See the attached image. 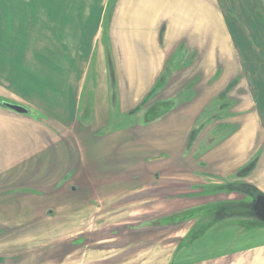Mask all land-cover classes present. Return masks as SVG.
I'll return each instance as SVG.
<instances>
[{"label":"flooded vegetation","instance_id":"1","mask_svg":"<svg viewBox=\"0 0 264 264\" xmlns=\"http://www.w3.org/2000/svg\"><path fill=\"white\" fill-rule=\"evenodd\" d=\"M7 3L8 0H0L1 78L12 60H7L6 64V56L1 52L2 48L7 46V59L12 53L16 55V47L21 43V37L26 29L19 24L7 26V9L5 8ZM228 13L236 19L251 49L259 57L260 49L263 48L259 39L261 35L264 36V25L260 27L261 32L257 29V34L247 24L248 17L243 11L237 15L228 9ZM251 13L253 19L264 23V15L257 5L253 6ZM165 30L166 27L159 29L158 37L161 45L164 44ZM8 31H11L9 38ZM52 32L61 37L57 25ZM188 42L189 48L181 39L175 45L176 49L173 50L172 62L169 66L171 70L164 74L165 80L159 83L160 86L163 84L165 86L173 75L174 69L189 67L179 80L172 83L181 86L180 94L176 96V99L155 100L162 88H155L156 85H154L146 91L149 90V94L153 90L152 96L145 100L147 94L139 103L141 96L139 98L136 95L138 81L135 80L134 87H131L128 77H121L113 57L112 30L111 27H105V77L102 81L92 67L93 77L87 79V82L90 85L93 79L92 84L97 87L101 80V83L105 85L106 110L101 118L96 116L95 104H93L95 97L85 94L83 90L79 98L74 97L72 109L67 112L72 124L76 126L73 132L75 131L79 134L78 137L82 138L80 148L76 144L78 139L76 140L71 133L54 122L50 124L40 119L39 125H36L29 121L0 115V160L12 158L7 150V120H13L17 124L24 123L25 129L27 126L29 128L36 126L35 135H27L25 131L23 141L16 151V158L25 166L26 177L36 176L40 179L44 176L48 167L47 162L51 158L49 155L53 157L55 155L58 160L61 156L67 155L71 161L78 160L80 164L79 160L83 154L81 150L85 148L87 153L85 152L84 158L89 163L82 168L79 165L73 177L69 178L70 171H66L71 169L70 165L57 162V170L62 176L57 185L59 188L57 192H67L66 196L71 199L78 198L80 202L100 208L97 215L101 217L105 214L115 215L114 217H118L116 221L120 223L133 221L135 214H139V210L134 207L130 211L126 208L129 205L128 200L146 190L152 193L160 189L167 190L171 183L158 181L162 179V176L175 174V169H163L159 166L165 165L169 159L180 160L185 168L190 169V171L185 169L186 172L201 176L208 175L215 178L214 180L217 179V183L206 186L197 185L196 197L205 190L209 191L208 188L211 186L208 193L213 194L201 200V205L196 208L201 212L208 208V216H203L202 219L211 220H208L204 228L197 233L194 242L190 241L191 245L184 240L173 243L169 261L166 264H264V219L256 216L252 208L254 195L264 193L249 181L257 166L258 158L246 163L229 176L221 175L219 170L212 169V165L204 161L212 153L213 146L225 143L239 130V125L232 124L229 120L237 117L235 108L244 101L241 97L246 95V90L240 87L243 76L236 74L237 66L232 63L233 60L229 61L228 57L222 55L213 43L211 45V39H205L202 49L196 48V50L194 46V48L191 46V41L188 40ZM10 48L12 49L8 53ZM61 59L73 67L75 62L73 56L66 60L61 54ZM56 69L59 72V68ZM197 69H200L201 73ZM34 92L35 102H44L43 90H34ZM9 95L3 96L0 100L10 102L13 99L16 101L20 99L15 94L12 98ZM17 95L26 98L22 93ZM85 97H88L89 112L83 118L80 106ZM177 106L180 107L178 112L169 116L164 122L151 128L146 127L155 124L157 120L165 116L164 113L168 109L177 108ZM183 123H190L189 134L182 139L181 143L171 144L179 139L176 136L179 131L178 125ZM3 124L5 127L1 126ZM166 125L170 126L171 133H158ZM207 129L209 133H206ZM103 146H105V155L97 156V158L92 155V150L101 149ZM190 164L194 168L190 167ZM113 165L114 169L111 167ZM14 173L12 172V175ZM1 174H4L3 170H0V176ZM105 176L110 178H104ZM231 176L233 177L228 178ZM40 181L42 180L36 183L40 184ZM93 183L96 184L93 185ZM131 204L135 202L131 201ZM111 219L113 218L109 217V220ZM102 221L107 220L102 219ZM184 253L187 254L183 255ZM188 255L190 258L181 260Z\"/></svg>","mask_w":264,"mask_h":264},{"label":"rangeland","instance_id":"2","mask_svg":"<svg viewBox=\"0 0 264 264\" xmlns=\"http://www.w3.org/2000/svg\"><path fill=\"white\" fill-rule=\"evenodd\" d=\"M35 1L36 5L33 6ZM54 1L57 0H8L9 4L7 3V7H5L8 25L19 24L26 29L23 37H21V45L16 47V55L12 53L11 56L8 55L7 59V46L1 50L6 56V64L7 60L12 59L11 65L8 64V71L6 70L3 77H0L1 99L9 94L11 98L15 94L18 98L24 99L17 95V93H22L28 101L36 103L34 90L46 92L49 89V86L42 82L46 79L44 77L46 74L50 82L59 81L51 77L52 71L59 73L56 69L58 66L53 63V58L50 55H42L43 48L29 47L31 42L27 41L29 27H42L35 25V23L44 25L51 23L50 13ZM67 23H69V19H67ZM217 28L208 27L206 31L213 35L211 30ZM226 28L233 29L232 27ZM236 28L243 38V43L250 50L251 47L242 28ZM251 29L255 33L258 30L261 32L260 27H251ZM10 35L11 31H8V38ZM259 40L262 43L261 47H263L260 49V56L258 57L251 49V53L257 59L256 68L253 71L257 74L264 73V69L259 66L263 65L264 68V36L261 35ZM61 47L66 60L72 57L67 47L62 45ZM12 48L8 50V53ZM218 51L221 53L220 48ZM232 63L237 66L236 74L243 76L240 86L243 87V79L246 73L241 71L239 63L234 60ZM38 69H41L39 71L41 77L37 79L36 71ZM45 97L42 96L44 102L46 101ZM38 98L40 97L38 96ZM241 98H244V101L246 99L244 96ZM87 99L88 97H85L80 106L83 118L89 112ZM244 101L235 108V111L242 107ZM10 102L30 107L33 115L27 121L31 123L39 125L40 119H43L47 123L58 124L62 129L71 133L76 140L78 139L76 144L80 148L82 138H79V134L75 131L73 132V129L76 128L75 124L66 128L49 113L33 104L14 99ZM38 104H42V102L38 101ZM47 105H49V100ZM66 113L67 111H65V115ZM1 116H7V114H1ZM67 118L70 119L68 114ZM7 122V150L12 158L5 161L0 160V170L4 172L0 176V264H166L169 261V253L173 243L184 240L185 243L191 245L190 241L194 242L197 233L204 228L208 220H211L202 219L203 216H208V208L203 209V212L196 210L198 205H201V200L207 199L210 194H213L208 193L211 186L208 188L209 191L205 190L198 197H196V190L198 184L206 186L217 183V179L214 180L215 178L208 175L201 176L186 172L185 169L188 168H185L184 164L176 159H169L165 165L159 166L163 169H175V174L162 176V179L158 181L170 182L171 185L167 190L166 188L160 189L154 193L146 190L127 201L129 205L126 208L129 211L133 207L139 210V214H135L133 221L120 223L118 220L116 221L117 216H110L112 214H105L104 217H101L97 215L100 208L80 202L78 198L71 199L66 196L67 192H57L59 191L57 185L62 177L61 172L59 173L57 170V162L70 165L71 169H66V171H70L69 178H71L76 174L79 165L82 168L89 163L84 158L87 150L82 148L83 154L79 160L81 161L80 164L78 160L73 159L71 161L67 155L61 156L59 160L55 155L54 157L49 155L51 158L47 162V171L41 177L42 179H38L36 176L26 177L25 166L22 165V161H18L19 159L16 158V151L23 141L25 131H27V135H35L36 126L30 128L27 126L25 129L26 124L24 123L17 124L13 120H7ZM1 126L5 127L4 124ZM209 132L207 129L206 133ZM222 144L224 143L213 147L215 149ZM104 147L95 151L92 150V155L96 158L105 155ZM260 156L261 153H253L248 162L258 158L259 163ZM204 161L207 160L204 159ZM258 166L255 167L256 170L251 174V177L257 171ZM111 167L114 169V165ZM190 167L194 168L191 164ZM212 169L216 168L212 166ZM188 170L190 171V169ZM165 177L167 178L165 179ZM104 178L110 177L105 176ZM38 180H42L39 182L40 184L36 183ZM95 184L93 183V185ZM131 201L135 204H131ZM126 208L123 206V210ZM109 217L113 219L109 220ZM102 219L107 221L103 222ZM185 254L187 253L183 255ZM187 258H190V255L181 260Z\"/></svg>","mask_w":264,"mask_h":264},{"label":"crops","instance_id":"3","mask_svg":"<svg viewBox=\"0 0 264 264\" xmlns=\"http://www.w3.org/2000/svg\"><path fill=\"white\" fill-rule=\"evenodd\" d=\"M35 5L36 1L33 3V6ZM255 5L264 15V0H63L62 3L61 0L54 1L50 13L51 23L46 25L35 23L42 27H29L28 41L31 42L29 47L43 48L41 54L53 58V63L59 67V73L52 71L51 77L59 81L52 83L48 80L47 74L44 76L46 79L42 82L49 86V89L46 92L43 90L46 101L42 104L31 103L27 98L18 100L46 111L68 128L73 124L72 120L67 118V113L65 115V111L72 109L74 97L79 98L84 90L85 94L95 97L93 100L95 115L101 118L106 110L107 98V90L101 83L106 72L105 27H111L112 30L113 57L121 77H128L131 87H134L135 80L138 81L135 94L139 98L141 96L139 103L158 80L171 70L169 66L172 62V53L180 39L188 48L190 40L191 46L196 50L202 49L204 40L210 38L211 45L213 43L215 47L220 48L221 54L227 56L229 61L239 63L241 71L246 73L243 87L247 90V96H244L246 99L242 107L235 111L237 117L229 120L230 123L239 125V130L224 144L217 146L207 157V161L219 170L221 175L229 176L245 165L253 153H261L258 169L250 182L264 193V73L253 72L257 59L251 53V49L249 50L243 43V38L236 28L239 27L238 22L228 13V9L237 15L243 11L248 17L247 24L250 27H261L264 23L251 17ZM56 25L61 37L52 32ZM160 27H166L163 45L159 44ZM208 27L218 28L212 29L211 35L206 31ZM185 36L187 38H184ZM61 45L67 47L74 57L73 67L61 59ZM259 66L264 69L263 65ZM92 67L97 77L101 79L97 87L92 82L90 85L87 82V79L93 77ZM188 68L174 69L169 82L157 94L155 100L176 99L181 86L172 83L179 80ZM197 70L201 73L200 69ZM39 71L41 69L36 71L37 79L41 77ZM179 109L178 106L172 108L155 124L146 127L151 128L164 122ZM7 117L28 120L13 115ZM178 128L176 136L179 139L171 144L181 143L189 134L191 126L190 123H183L178 125ZM169 129L170 126L166 125L158 133H171Z\"/></svg>","mask_w":264,"mask_h":264},{"label":"water","instance_id":"4","mask_svg":"<svg viewBox=\"0 0 264 264\" xmlns=\"http://www.w3.org/2000/svg\"><path fill=\"white\" fill-rule=\"evenodd\" d=\"M162 80H165V78L161 77L158 82L155 84L156 87H164V84L162 86H160V82ZM153 90L147 95V97L145 98V100H147L150 96H152L153 94ZM171 110V109H170ZM170 110L168 109L164 115H166L167 113L170 112ZM0 113L1 114H7V115H13L19 118H23V119H29L32 117L33 115V111L31 110L30 107L26 106V105H22L19 103H13V102H5V101H1L0 100ZM254 198V203H253V212L255 213L256 216L264 219V194L260 193H256Z\"/></svg>","mask_w":264,"mask_h":264}]
</instances>
